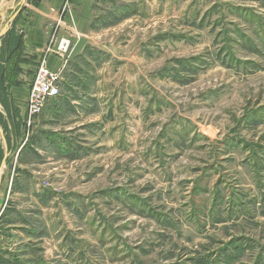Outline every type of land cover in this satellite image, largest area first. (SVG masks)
<instances>
[{
	"label": "rangeland",
	"instance_id": "1",
	"mask_svg": "<svg viewBox=\"0 0 264 264\" xmlns=\"http://www.w3.org/2000/svg\"><path fill=\"white\" fill-rule=\"evenodd\" d=\"M19 15L0 38V264H264V0H97L69 58L52 26L26 48ZM50 55L59 102L30 119L14 92Z\"/></svg>",
	"mask_w": 264,
	"mask_h": 264
},
{
	"label": "crops",
	"instance_id": "2",
	"mask_svg": "<svg viewBox=\"0 0 264 264\" xmlns=\"http://www.w3.org/2000/svg\"><path fill=\"white\" fill-rule=\"evenodd\" d=\"M97 0H26L25 5L19 13L18 25L22 27L23 44L26 48L35 49L40 55L43 54L44 48L50 38L46 29L52 26L50 34L56 28V35L66 36L70 35L72 41L71 49L75 51L76 55L82 54L84 45L81 40L85 37L91 38L88 30L91 25L94 13L95 4ZM54 27V29H53ZM76 27L82 32L77 33ZM88 36H87V35ZM73 57V56H72ZM58 56L50 55L48 64L53 70L61 69L63 63L67 62ZM29 91L23 89H16L14 92V102L18 107H21L26 115L27 100ZM56 100L49 103L48 109L50 111L51 105L56 104ZM59 102V99L58 101ZM45 111V110H44ZM1 166V165H0Z\"/></svg>",
	"mask_w": 264,
	"mask_h": 264
},
{
	"label": "built area",
	"instance_id": "3",
	"mask_svg": "<svg viewBox=\"0 0 264 264\" xmlns=\"http://www.w3.org/2000/svg\"><path fill=\"white\" fill-rule=\"evenodd\" d=\"M70 43L66 38L61 39L57 52L60 57H70ZM61 80V72L51 69L46 60L39 63L28 95L26 117L33 119L40 116L48 104L61 95Z\"/></svg>",
	"mask_w": 264,
	"mask_h": 264
},
{
	"label": "water",
	"instance_id": "4",
	"mask_svg": "<svg viewBox=\"0 0 264 264\" xmlns=\"http://www.w3.org/2000/svg\"><path fill=\"white\" fill-rule=\"evenodd\" d=\"M25 2L26 0H21L20 2H18V10L13 14V16L10 18V20L7 22V23H3L2 21L0 22V38L3 37L7 32H9L10 28H11V24L16 20L17 16L19 15V13L21 12L22 10V7L25 5ZM5 16V12H0V18H3ZM0 112H1V105H0ZM3 128L1 127V124H0V134L3 135ZM3 142H5V138H3ZM6 143V142H5ZM1 145V143H0ZM6 149V154L4 156V160L1 164V170H3L4 168V165H5V162H6V159L8 158L9 156V152ZM1 181H2V173L0 174V189H1Z\"/></svg>",
	"mask_w": 264,
	"mask_h": 264
},
{
	"label": "trees",
	"instance_id": "5",
	"mask_svg": "<svg viewBox=\"0 0 264 264\" xmlns=\"http://www.w3.org/2000/svg\"><path fill=\"white\" fill-rule=\"evenodd\" d=\"M8 37H10V36H8ZM12 39V37H10V40ZM19 45V44H18ZM18 45H16V49H17V47H18ZM15 51V50H14ZM13 53V52H12ZM11 58V55L9 56V59Z\"/></svg>",
	"mask_w": 264,
	"mask_h": 264
}]
</instances>
